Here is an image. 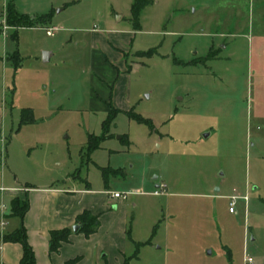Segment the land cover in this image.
Returning a JSON list of instances; mask_svg holds the SVG:
<instances>
[{"label":"rangeland","instance_id":"1","mask_svg":"<svg viewBox=\"0 0 264 264\" xmlns=\"http://www.w3.org/2000/svg\"><path fill=\"white\" fill-rule=\"evenodd\" d=\"M133 3L0 0V58H20L0 59V232L26 185H90L103 264L122 240L129 264H264V0H154L137 22ZM10 5L51 22L18 29ZM111 107L154 130L120 113L105 134Z\"/></svg>","mask_w":264,"mask_h":264},{"label":"crops","instance_id":"2","mask_svg":"<svg viewBox=\"0 0 264 264\" xmlns=\"http://www.w3.org/2000/svg\"><path fill=\"white\" fill-rule=\"evenodd\" d=\"M2 33L0 30V34ZM92 37H98V33L94 32ZM17 54V52L11 55L6 54V56L0 59L5 63H9V61L14 63L12 57ZM52 56L53 54L50 55L49 60H51ZM5 117L4 110H0L1 125ZM25 187V193H12L11 201L17 197L20 199L27 198L29 201V211L24 218L11 216L10 201V216L7 218H11V223L15 221V226L13 225V228L8 233L0 232V264H20L23 256V245L20 243L4 242L3 237L20 229L22 226L27 230L28 243L34 251L37 264H66L70 261H75L74 264H103L102 252L107 249L103 248L100 243V233L102 232L100 220L97 231L89 236L81 231V225L77 223V218L85 211H89L92 215L98 216L99 218V215L94 211V194L91 193L90 185H85L86 189L78 192L74 190L67 191L65 187L50 189L32 187L27 191L28 185ZM105 204L106 202L102 198L100 200V207L103 205V208L107 210L108 207ZM234 213L235 210L231 214ZM5 225L7 224L2 222V226L4 227ZM77 225L80 226L79 230L74 232L73 229ZM64 229L72 230L69 242L64 243L57 252H51V233ZM115 245L122 252L125 249L123 240L113 246ZM116 252V250L115 252L113 251L114 257L118 256L124 262L126 259L125 254L120 251V254L117 255Z\"/></svg>","mask_w":264,"mask_h":264},{"label":"trees","instance_id":"3","mask_svg":"<svg viewBox=\"0 0 264 264\" xmlns=\"http://www.w3.org/2000/svg\"><path fill=\"white\" fill-rule=\"evenodd\" d=\"M154 0H134L133 7H132V15L133 19L137 22L139 19V15L141 11L148 5L152 4ZM9 10V17L11 21H15L18 28H34L36 25L41 24L42 26L48 25L51 22L52 16L50 14H45L39 18H29L26 16L21 15L15 9L14 5H10ZM136 30L139 29L137 24ZM156 53V50H151L149 52H141L142 56H146L148 58L153 57ZM14 63L17 66L20 65V58L19 55H15L12 57ZM124 113L128 116L129 119H132L139 124L147 125L151 130H154L155 126L150 119H146L141 115L134 113V110L123 112L118 110L117 108L111 107V111L108 115V118L103 123L104 133L107 134L110 128V125L114 123L118 114ZM34 122L33 119V112L30 108L23 109L21 114V125H27ZM90 135L89 137V150L94 151L99 149L101 143L105 140L106 135ZM94 139H97L96 141ZM113 175H118V172H111ZM104 178L105 181L108 182L109 179V172L104 169ZM29 211V201L28 199H20L14 198L11 201V216H16L20 218H24L25 215ZM77 223L81 225V231L86 234L87 236L95 233L99 227V218L98 216L92 215L91 212L85 211L77 218ZM72 235V230L64 229L59 231H53L51 233L50 239V250L51 252H57L64 243L69 242V239ZM4 242H12V243H20L23 245V256L21 259L20 264H37L35 260V255L32 247L28 243L27 237V230L24 226L16 231L12 232L11 234L5 235L3 237ZM137 257V256H136ZM75 261L67 262L66 264H74ZM124 264H129V259L126 258Z\"/></svg>","mask_w":264,"mask_h":264},{"label":"built area","instance_id":"4","mask_svg":"<svg viewBox=\"0 0 264 264\" xmlns=\"http://www.w3.org/2000/svg\"><path fill=\"white\" fill-rule=\"evenodd\" d=\"M3 12H5V8L3 9V7H0V30L3 33H6V30L8 29V25H7V22H6L5 14H3ZM55 32H56V28H52L49 31H47L46 34L48 36H50V37H53L55 35ZM113 198L125 200L126 199V195L115 193ZM236 199H237L236 197H232V199H231L230 208H229L231 213L234 212V206L236 204ZM245 264H254V263H253L251 258H245Z\"/></svg>","mask_w":264,"mask_h":264},{"label":"water","instance_id":"5","mask_svg":"<svg viewBox=\"0 0 264 264\" xmlns=\"http://www.w3.org/2000/svg\"><path fill=\"white\" fill-rule=\"evenodd\" d=\"M50 55H51L50 53H44V61L45 62H48L49 61ZM79 227H80L79 225L75 226L74 229H73L74 232H77L79 230Z\"/></svg>","mask_w":264,"mask_h":264}]
</instances>
